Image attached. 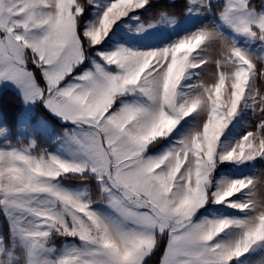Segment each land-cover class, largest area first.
Wrapping results in <instances>:
<instances>
[{
	"label": "snow or ice",
	"instance_id": "6c2138e0",
	"mask_svg": "<svg viewBox=\"0 0 264 264\" xmlns=\"http://www.w3.org/2000/svg\"><path fill=\"white\" fill-rule=\"evenodd\" d=\"M182 5L0 0V264H264V0Z\"/></svg>",
	"mask_w": 264,
	"mask_h": 264
},
{
	"label": "rangeland",
	"instance_id": "374dc122",
	"mask_svg": "<svg viewBox=\"0 0 264 264\" xmlns=\"http://www.w3.org/2000/svg\"><path fill=\"white\" fill-rule=\"evenodd\" d=\"M172 1V0H171ZM92 15L91 13L89 14ZM165 34V30H161L157 32L153 30L151 33H146L143 37H135L131 33H129L126 29L121 28L119 32V36L123 40H127L130 45H149L156 43L157 39ZM258 69H264V65L258 63ZM264 85V80H258V86ZM38 144L41 148L49 147L47 140L43 135L37 138ZM3 137H0V144H2ZM255 175L258 177V180L264 181V163H258L255 165V168L252 170ZM258 192L264 193V183H258ZM254 261H259L261 256L257 254L253 257Z\"/></svg>",
	"mask_w": 264,
	"mask_h": 264
},
{
	"label": "trees",
	"instance_id": "16d2710c",
	"mask_svg": "<svg viewBox=\"0 0 264 264\" xmlns=\"http://www.w3.org/2000/svg\"><path fill=\"white\" fill-rule=\"evenodd\" d=\"M161 2V7L163 8L164 5L171 3V0H160ZM176 3V8H175V13L177 14V18L178 19H183L182 16L179 15V13H181L183 11V5H182V0H175ZM168 11H173V9L169 8L167 9ZM158 11L157 9L153 10ZM0 107L3 108L4 111H6L9 116H15L16 114H18V112L21 110L19 108V100L17 98V96L15 95V93L11 90L7 91L4 95L3 98V102L0 103ZM43 114L42 109L37 110V115ZM11 135L13 137V143H15V136H16V131L15 129L12 130ZM70 184H72L73 182H69Z\"/></svg>",
	"mask_w": 264,
	"mask_h": 264
},
{
	"label": "crops",
	"instance_id": "0c3cea01",
	"mask_svg": "<svg viewBox=\"0 0 264 264\" xmlns=\"http://www.w3.org/2000/svg\"><path fill=\"white\" fill-rule=\"evenodd\" d=\"M14 92V91H13ZM15 93V92H14Z\"/></svg>",
	"mask_w": 264,
	"mask_h": 264
}]
</instances>
